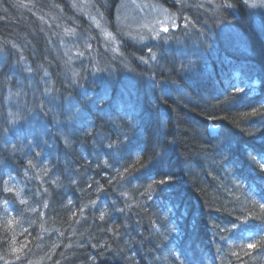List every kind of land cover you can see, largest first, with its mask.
I'll use <instances>...</instances> for the list:
<instances>
[{
  "label": "trees",
  "instance_id": "1",
  "mask_svg": "<svg viewBox=\"0 0 264 264\" xmlns=\"http://www.w3.org/2000/svg\"><path fill=\"white\" fill-rule=\"evenodd\" d=\"M125 1L0 0V264H264V191L215 258L175 199L232 209L208 184L256 152L264 8L145 0L163 33Z\"/></svg>",
  "mask_w": 264,
  "mask_h": 264
},
{
  "label": "bare ground",
  "instance_id": "2",
  "mask_svg": "<svg viewBox=\"0 0 264 264\" xmlns=\"http://www.w3.org/2000/svg\"><path fill=\"white\" fill-rule=\"evenodd\" d=\"M258 96L259 95H257V97ZM261 121L263 128L255 133L256 136L253 143L256 152L253 154L251 147L249 146V149L247 145L241 141V151H239V154L241 156V163H245L243 165L245 168L239 166H237L235 170H233L234 168L232 170L229 168H223L221 169L222 172L220 177L216 179L222 185L216 186L218 185L217 181L208 184L209 192L213 194L216 193V189H218V196L224 198L227 202V206L232 208L231 210L225 214H219L221 216L219 217L216 216L214 211H212L207 205L200 208L198 203H187L189 206L186 205L184 207V202L180 198L175 197L176 204L180 207L187 218L185 223L186 227L201 229L206 235L204 240H200L198 258H215L218 251H225L228 248L224 244L223 238L226 235L229 236L232 234L234 228L240 225V218L249 212L250 208L248 207L251 205V200L254 199L255 194L264 191V174H260L259 172L261 159L264 158V115H262ZM235 157L240 160L236 154ZM246 160L254 161V164L251 167H248ZM154 179L155 182H159V175ZM188 188L189 190L191 189L189 191L190 196H194L192 192V189H194L193 185L190 184ZM167 195L169 196L170 193H167ZM166 197V195H160V201L163 203L162 206H160L162 209H166L167 207L164 203V198ZM164 204L166 206H164ZM234 207L236 216L233 213ZM237 207L240 210L237 209ZM188 220H191L192 222H189ZM214 220L219 229L216 225H210L209 222ZM173 222L174 220L171 224H173ZM256 222L259 223V220ZM259 233L264 237V232Z\"/></svg>",
  "mask_w": 264,
  "mask_h": 264
},
{
  "label": "rangeland",
  "instance_id": "3",
  "mask_svg": "<svg viewBox=\"0 0 264 264\" xmlns=\"http://www.w3.org/2000/svg\"><path fill=\"white\" fill-rule=\"evenodd\" d=\"M251 1V0H248ZM126 3V12H127V19L132 22L136 18L138 10L134 8V4L136 3H142L146 4V6L141 10V15H139L137 18H139V21H137V26L139 24H146V20H148L147 13H150V20L148 25L146 26H153L152 28L155 30H160L163 27H169L172 24V17H170L165 10L160 7H158L155 3H150L152 5L151 7H148L149 2H146L145 0H127ZM125 10V9H124ZM123 12V9H122ZM125 15V13H123ZM136 18V19H137ZM140 26V25H139Z\"/></svg>",
  "mask_w": 264,
  "mask_h": 264
},
{
  "label": "snow or ice",
  "instance_id": "4",
  "mask_svg": "<svg viewBox=\"0 0 264 264\" xmlns=\"http://www.w3.org/2000/svg\"><path fill=\"white\" fill-rule=\"evenodd\" d=\"M221 7L225 8V9H234L235 8V5L233 3H228V2H225L221 5ZM242 7H248V8H264V0H260L259 3H253V4H249L248 3V0H243V4H242ZM175 27V25H173V28ZM161 31L163 33H168L169 32V27H163L161 28ZM157 38H159V33H157ZM237 91H240L239 89H237ZM256 111L253 110V113L252 115H256ZM127 142V141H126ZM125 142V143H126ZM108 148L109 150L111 151V149L113 148V145H108ZM127 171V169H126ZM259 172L260 174H264V158L261 159V164H260V169H259ZM168 183L167 180H160L159 181V184L163 185V184H166ZM149 187H151V185H149ZM261 209H264V203H262L260 205ZM259 220V223L256 225L257 229L259 232H264V219L262 218H257ZM247 225H245L246 227ZM239 230V229H238ZM247 248L249 250H253V249H256L257 248V244L255 243H249L247 244Z\"/></svg>",
  "mask_w": 264,
  "mask_h": 264
}]
</instances>
